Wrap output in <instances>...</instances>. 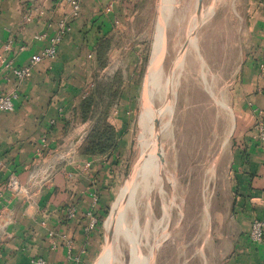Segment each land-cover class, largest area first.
Wrapping results in <instances>:
<instances>
[{
    "label": "crops",
    "instance_id": "crops-1",
    "mask_svg": "<svg viewBox=\"0 0 264 264\" xmlns=\"http://www.w3.org/2000/svg\"><path fill=\"white\" fill-rule=\"evenodd\" d=\"M154 1L78 0L76 15L69 0H0V93L16 95L12 110H0V264H34L39 258L47 264H104L102 214L111 203L120 166L116 157L129 118L124 107L136 98L122 95L108 117L121 136L116 155L81 153L90 120H82L80 104L99 72L123 71V55L127 82L138 87L141 49L121 40L149 22L145 13ZM232 6L246 37L234 80L237 130L228 166L230 214L221 244L210 256L203 245L200 262L264 264V243L249 237L252 221H264V142L256 129L260 120L264 127V0H232ZM156 30L154 40L158 23ZM103 38L112 44L101 69L95 50ZM55 39L57 55L36 64L27 78H16L7 67L28 64Z\"/></svg>",
    "mask_w": 264,
    "mask_h": 264
},
{
    "label": "rangeland",
    "instance_id": "rangeland-1",
    "mask_svg": "<svg viewBox=\"0 0 264 264\" xmlns=\"http://www.w3.org/2000/svg\"><path fill=\"white\" fill-rule=\"evenodd\" d=\"M159 1L155 0L152 9L147 10L145 13L149 22L139 25L136 28V32L130 37L123 39V41L121 40L126 47L138 46L141 49L142 65L136 82L138 87H133L132 80L127 82L129 70L125 55L121 56L119 60L123 71L119 69L108 76L107 74L99 76L100 72L97 75L100 80L105 79L107 81L110 79V81H113L117 89L130 86L126 88L128 89V95L131 98H136L135 102L130 105L126 104L124 107L125 109L127 108L126 111H129V114L126 112L129 118L124 128L126 133L123 137L124 140L122 139L120 144L123 149L118 155L119 158L116 157L120 166L117 169V173L113 176V182H115L113 185L114 195L109 205L108 215L103 220L104 248L102 247V253L104 264L106 247H108V256L110 254V245L107 243L109 241L108 236L117 229V222L113 224V221L119 206L122 188L125 186L130 172L141 163L142 152L146 150L149 144L148 137L147 140L143 138L144 127L142 123L140 124L142 120L140 118L144 110L146 95V87L142 92L146 71L152 60L157 38L161 35L159 29L162 23L159 22L157 37L154 40L155 32H157ZM201 3L203 7L199 8L198 5L195 6V0H170L168 8L164 11L166 15L163 22L166 20L164 23H166L167 32L166 51L162 61V68L168 77L173 75L172 72L176 69L174 67L178 59V53L173 50V44L176 41L181 45L184 44L185 47L191 44L186 35L194 19V28H197L194 34L197 38L198 54L196 53V56L193 51L188 52L187 48H185L186 51L183 50L186 55L182 65L183 72H181L182 74L179 72L176 78L178 89L172 115L173 130L170 135H160L158 138L157 149L162 147L163 156L166 159L163 172V187L169 196H174L178 193L183 213L179 211L177 206H174L172 219L165 230H163L164 223L160 224L161 228L156 224L158 227H155L154 232L157 237L162 234L166 237L153 256L152 264H201L200 257L196 254L197 247L204 245L206 253L210 256L212 250H216L217 246L221 244L222 238L220 235L223 233L225 225L229 222L228 166L232 159L234 134L237 130L236 112H234L237 90L234 80L236 79L237 68L241 60L242 45L245 44L246 28L243 22L235 21L237 13L234 6H232V0H201ZM212 8L215 10L210 14L209 12ZM198 10H201L204 14L202 19L205 18L201 23L200 20L198 22L196 20ZM146 16L144 15V17ZM178 33L180 36L177 39ZM117 89L113 91H117ZM149 100L152 111L154 113L157 112L159 98L157 95L154 97L149 95ZM116 102L108 109L106 117H109L112 111L117 108ZM225 104L231 111L229 113L232 114V118L230 117L229 120L226 117L229 113L224 107ZM89 120L91 130L95 123L94 120ZM163 122L161 125L165 124ZM102 125L103 123L99 124V126ZM163 127L166 128L165 125ZM164 128L161 129L159 134H162ZM88 135L89 133L83 136L80 151L84 147ZM118 138L120 141V133ZM116 150L117 148L112 153L104 155H116ZM144 161L143 163L147 162V159ZM211 167H214L213 172L215 173H212L211 177H209L210 173L208 170ZM170 173L175 176V183L173 184H171ZM135 177L133 176L131 180H135ZM208 180L209 223L204 228L202 236L199 237L200 217L205 206L203 187ZM174 185H176V189ZM129 191L127 190V194ZM128 195L126 198H128ZM139 196L137 198L139 215L136 218L139 225L137 226L138 228L134 229V232H136V240L138 239L140 244L141 254L146 257L148 253L146 246L143 244V241L146 244L148 243L147 237L143 232L147 219L146 212H144L145 195L139 192ZM152 198L154 200L155 213L159 220H163L165 208L161 204V197L155 192ZM208 239H210V242H206ZM211 240L212 243L214 242L213 244H211ZM115 251L117 254L115 264L131 263L129 260V247L124 249L127 263H122L123 258L119 246L116 247ZM108 262L109 264H114L110 260Z\"/></svg>",
    "mask_w": 264,
    "mask_h": 264
},
{
    "label": "bare ground",
    "instance_id": "bare-ground-1",
    "mask_svg": "<svg viewBox=\"0 0 264 264\" xmlns=\"http://www.w3.org/2000/svg\"><path fill=\"white\" fill-rule=\"evenodd\" d=\"M169 3H170V0H163L162 2V7H163L162 22H163L164 16L166 15L164 14L165 13L164 11H166V9L168 8ZM197 5L199 6V8L202 6L201 0H195V6ZM214 10L215 9L212 8L209 13L212 14ZM203 17H204V14L202 13V11L198 10V14L196 13L197 22L200 20V23H201L205 19V18L202 19ZM164 22L160 26L159 33L161 35L159 36V38H157L155 50L153 52L154 54L151 60L152 62H151L150 73H149V76L147 78V82L145 85L146 95H145V102H144V110L140 118L142 119L140 121V124L142 123L144 127L143 128V138L147 140V137H148L149 144L147 145L146 150L142 152L143 157H142L141 163L139 162L140 164L137 165V167L134 169L135 170L134 176H136L134 178L135 180H131L130 184H126V186L121 191L119 206L117 208L116 214L114 216V221H113V224L117 222V225H116L117 229L114 233L108 236L109 241L107 243L108 245H110L109 246L110 254L108 256V247H106L105 253H104L105 264H109L108 262L109 260L114 264L116 263L115 258L117 254L115 250L117 246L120 247L121 255L123 258L122 263H127V261L125 260L124 249L126 247H129V260L131 261V263H128V264H152L153 256L156 254L160 244L166 237L164 236V234H162L160 237L159 236L157 237L156 233L154 232L155 227H158L156 226V224H158L160 227V224L164 223L163 225L164 229L163 228L162 229L165 230V228L169 225L172 219L174 206H177L179 211L183 213V210H182L183 207L181 208V205L178 199L179 198L178 193L175 194L174 196H171V195L169 196L168 192L165 191L163 187V172H164V166H165L166 159L163 156L162 147L157 149V145L159 142L158 138L160 135L168 136V134L170 135V133L173 130L174 123L172 120V115L174 113V107L176 103V95H177V89H178V83L176 82V78L178 77L177 75L179 72L180 73L183 72L182 63H184L183 62L185 59L184 56L186 55V52L184 53L183 50L186 51L185 48H187L188 52L193 51L196 56L198 54L197 53V38L195 37L196 35L194 34L196 33L197 28H194V23H195V19H194L193 21L194 23L192 22L188 30V33L186 35V38L191 43L189 46L187 45V47H185L184 44L181 45L177 41L173 44V50L176 51V53H178V59L176 60V63H175L176 65L174 67L176 69L172 72L173 75L171 77H168L167 73L162 68V61H163L162 53L164 50L165 35L167 32L166 30L167 27H165L166 23ZM179 36L180 34L178 33L177 39L179 38ZM178 46L180 49L178 48ZM149 95L151 97H154L157 95V97L159 98L158 110L155 113L152 111L150 107L151 103L149 100ZM224 107H226V110L228 113L231 112L226 104ZM226 117L229 120L230 117L232 118V114L229 113L227 114ZM163 119L165 122V124L163 125H165L166 128H164L163 125H161L163 122ZM162 128H164V130L162 131V134H159ZM146 159H147V162H145ZM143 161L145 163H143ZM173 168L175 170L174 165H173ZM213 171H214V167H211L208 170V172L210 173L209 177H211L212 173H215ZM173 175L172 173L169 174L171 184L175 183L174 182L175 176ZM209 177L207 178L209 179ZM208 182L209 180L206 182L205 186L203 185L204 186L203 187V198L205 200V203H204L205 206L203 207L201 217H200L201 223H200L199 237L202 236V232L204 228L209 223V211L210 210L208 207L209 202L207 200V197L209 196V195L207 196L208 186H209V185L207 186V184H209ZM127 185H129L128 189H127ZM174 187L176 189V185H174ZM131 188L133 189L131 190ZM127 190H130L128 192V194L130 193L129 195L127 194ZM139 192L144 193L145 195L144 197L145 198V211L144 212H146L147 219H146V227L144 228L143 232L145 236L147 237V240H148L147 242L149 243V244L148 243L146 244L145 241H143V244L144 246H146L145 248L148 253V256L146 257H143L141 254L140 247H139L140 244L138 243V239L136 240L137 236L135 235L136 232H134V229L139 225L136 219L139 215L138 213L139 207H138V200H137V198L141 196V195L139 196ZM155 192L160 195L161 204L165 208L163 212V217H162L163 220H159L154 210V200L152 198V195H154ZM126 194L128 195V198H126L127 196ZM196 254L198 257H201L202 259H204V250L202 246L197 247ZM108 257H109V260H108Z\"/></svg>",
    "mask_w": 264,
    "mask_h": 264
},
{
    "label": "trees",
    "instance_id": "trees-1",
    "mask_svg": "<svg viewBox=\"0 0 264 264\" xmlns=\"http://www.w3.org/2000/svg\"><path fill=\"white\" fill-rule=\"evenodd\" d=\"M111 44L112 40L109 38H103L98 41V46L95 50L98 68H104L107 66V53ZM115 87L116 86L113 81H110V79L107 81H105V79H97L93 88L87 93L80 104L82 120L85 122L92 119L95 123L89 132L84 147L81 150L83 155H104L112 153V151L118 148V131L116 127L108 121L106 114L114 102L120 101L122 95L128 96V89H117ZM114 89H117V91H113ZM100 123H103V125L99 126ZM121 149L123 148H120V150ZM111 194L113 196L114 192H111ZM108 210L109 206H107V209L102 214L103 220L107 217L109 212Z\"/></svg>",
    "mask_w": 264,
    "mask_h": 264
},
{
    "label": "built area",
    "instance_id": "built-area-1",
    "mask_svg": "<svg viewBox=\"0 0 264 264\" xmlns=\"http://www.w3.org/2000/svg\"><path fill=\"white\" fill-rule=\"evenodd\" d=\"M71 4L74 6L75 14L77 15V12L79 10V2L78 0H69ZM112 8H108V10H111ZM62 27L64 28V25L62 24ZM59 39H55L53 42V46L50 48L45 49L41 54L36 55L31 59V61L22 66V67H12L11 63L7 64V67L12 68V72L16 76V78L22 80L24 78H27L31 75L33 67L43 61L44 59H51L54 58L57 55V41ZM264 59V56H263ZM262 69H264V63L261 65ZM16 95L11 94H2L0 93V110L3 111H10L14 108L13 98H15ZM256 129H258V138L264 142V127H263V121L260 120L259 123L256 126ZM1 165V162H0ZM13 185V184H12ZM14 188L17 189L16 183H14ZM73 210L70 211L69 216H74ZM96 224V221L93 220L90 224V227L93 228ZM249 237L253 243H264V221L260 219H254L251 223ZM34 264H47L43 259H35L32 261Z\"/></svg>",
    "mask_w": 264,
    "mask_h": 264
},
{
    "label": "water",
    "instance_id": "water-1",
    "mask_svg": "<svg viewBox=\"0 0 264 264\" xmlns=\"http://www.w3.org/2000/svg\"><path fill=\"white\" fill-rule=\"evenodd\" d=\"M162 2H163V0H160L159 1V13H158V22H160V23H163V22H161L162 21V17H163V7H162ZM157 22V23H158ZM165 51H166V35H165V43H164V50H163V56H162V58H164V54H165ZM162 60V59H161ZM152 62V61H151ZM151 62L149 63V66H148V69H147V71H146V75H145V79H144V83H143V90H142V92L144 91V88H145V85H146V82H147V78H148V76H149V73H150V68H151ZM160 62V61H159ZM134 169L130 172V174H129V176H128V178H127V180H126V182H125V186H126V184H128V183H130V181H131V179H132V177L134 176ZM124 186V187H125ZM123 187V188H124ZM122 188V189H123Z\"/></svg>",
    "mask_w": 264,
    "mask_h": 264
}]
</instances>
